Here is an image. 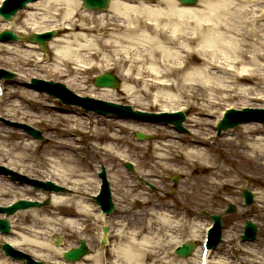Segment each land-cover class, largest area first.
Wrapping results in <instances>:
<instances>
[{
    "label": "bare ground",
    "instance_id": "1",
    "mask_svg": "<svg viewBox=\"0 0 264 264\" xmlns=\"http://www.w3.org/2000/svg\"><path fill=\"white\" fill-rule=\"evenodd\" d=\"M165 1L155 5L144 1L112 0L107 9L109 14L93 16L83 14L77 0H44L41 4L44 12L54 10L64 19L48 28L39 26V13L19 12L18 23L22 28L30 27L32 32L50 28L62 31L64 37L60 34L49 41L56 61L51 71L57 72L58 79L72 76L67 84L83 91L89 85L90 73L109 66V71L115 69L124 78L117 89L100 88L95 94L97 98L115 103H124L122 99L126 98L135 106L155 105L163 112H187L186 107H194L197 113L190 116L185 124L189 135L180 134L172 125L126 118L116 120V116L109 122L102 118L101 122L106 126L97 127L94 131V127L86 126L85 121L76 122L69 114L50 110L42 100L44 92L26 88L19 81L13 82L17 88L8 94L19 100L11 104L7 118L13 116L25 120L37 117L40 122L47 121L49 128L58 130L50 138L52 144L45 155H40L39 144L31 141L27 134L0 129V153L4 158L0 162L28 175L42 172L43 180L51 179L56 185L70 188L74 194L38 190L31 185L26 186L25 182H11L0 175V197H12L22 192L25 194L21 199L42 200L48 197L52 200L50 207L21 210L7 217L5 213H0V218L10 220L13 216L17 217V230L12 232L15 238L1 234L0 240L4 243L8 242L18 249L28 246L33 252H38V249L45 251L49 256L40 258H51L52 264H62L53 261L56 254L62 256L64 248H56L52 236L56 232L80 235L84 221L92 219L97 209L94 208L93 197L98 191L99 180L85 174L77 154L81 148L73 142L75 138L68 136L65 142L58 139L57 133L62 131L63 135H70V130L87 128L86 137L95 141V144L91 142L93 145L89 153L104 151L110 157L126 161L128 155L122 147L142 152L149 165L145 175L155 185L161 186L158 182L165 184L164 179L171 172L185 175L173 202L168 201L166 196L153 200L146 192L139 191L136 181V184L129 181L128 189L121 188L113 177L111 184L116 195V208L126 213L141 203V211L135 214L139 218L128 220L124 216L116 233H113L115 238L108 252L110 264L192 263L195 250L192 256L181 259V262H177L175 256L170 257L169 252L179 243L181 234L195 242L202 233L205 237L206 225L194 229L190 217L196 215L202 203L219 190L232 189L240 183L245 168L264 172V125L247 122L235 130L229 129L223 139L226 148L222 151V158L210 147L218 137L209 132L210 127L213 129L221 118L220 109L215 108L217 105L233 100L247 104L261 95L260 82H264V0H201L195 6L183 5L177 0ZM165 3V8L159 6ZM34 4L28 7L33 9ZM31 21L33 25H30ZM14 23L17 22L2 20L0 31L12 29ZM14 30L19 34L28 33L24 28ZM97 32L109 37L93 34ZM19 47L22 52L12 62L24 66L31 65L36 57L34 50L41 52L39 45L31 42ZM38 56L44 57V54L37 53ZM192 64L198 65L193 67ZM35 65L40 71L46 68L39 61ZM86 90L93 92L90 88ZM203 115L210 119H204ZM65 124L68 125L67 130L64 129ZM129 130L154 132L155 139L152 142L136 140L129 135ZM35 156L38 163L34 161ZM31 161L37 165L30 164ZM141 174L144 173L138 170V175ZM161 187H166V184ZM90 195L93 197L90 198ZM257 198L264 210V190ZM132 200L139 201V204ZM95 217L98 222L103 220L101 214ZM110 237L113 235L110 234ZM235 245L230 243L231 249L221 245L219 251L228 254L233 250L231 254L236 264H264V252L259 255L242 242ZM104 254L89 253L82 261L72 264H101ZM212 254L213 251L209 264H213ZM2 255L0 253V264H21L6 256L3 259ZM39 256L33 254L34 258ZM231 263L223 258L218 264Z\"/></svg>",
    "mask_w": 264,
    "mask_h": 264
},
{
    "label": "rangeland",
    "instance_id": "2",
    "mask_svg": "<svg viewBox=\"0 0 264 264\" xmlns=\"http://www.w3.org/2000/svg\"><path fill=\"white\" fill-rule=\"evenodd\" d=\"M43 2H44V0H37L34 4L35 7L33 9L31 7L27 6L23 10L28 12V14H30V15L34 14V13H37V14L39 13V18L37 19V21L39 22V26H42L43 28H45V27L48 28L50 26L57 25L58 23L63 22V20H64L63 16L58 15L56 13V11L51 10V11L44 12V10L42 9L43 7L41 5ZM77 2H78V7H79L80 11H82L83 14H86V15L92 14L93 16H102L103 14H109V11H110V10L109 11L108 10L107 11H87V10H84V8L82 7L81 0H77ZM163 2H166V1L162 0L161 2L159 1V2L154 3V4L157 5V4L163 3ZM159 6H161V8H165L166 3L159 5ZM23 10H19L17 12V15L15 16V21H13V22H17V23H14L15 26H13L12 29L15 28L16 30H23V28H24L26 32L32 33V29L30 27H26L28 29L27 30L25 27L22 28L21 27L22 25L20 23H18L20 21V20H18V18L21 15V13H19V12H21ZM48 20H54V21L51 22ZM1 21L2 20H0V22ZM29 23H30V25L34 24V22H32V21ZM55 27H57V26H55ZM59 33L61 34L60 37H64L62 34V31H59ZM93 34L101 36V37L105 36V38L109 37L107 35H102L100 33H98V34L93 33ZM16 44H18V43H15V42H10L8 44H1L0 43V45L2 46V47H0V68H4L6 70L13 71V72L17 73V76L13 77L10 80H7L6 87L8 88V90H7L8 93L13 92L17 88V86L14 85L13 82L19 81L20 83H23V85H24V83H26V82L31 83V81L29 79L30 77H35V76L37 77V75H38L39 78L43 76L45 80H47V78H52L55 81L57 80L59 82H63L65 85H67L70 89L73 90L72 92H75L79 95L95 96V94L99 92L100 88H97L94 85L92 80H94V77L96 75L104 73L106 71H109L108 70L109 66L107 68L106 67L105 68L100 67V68H97L96 70H94V72L89 74V79H88L89 85L87 86V88L92 89L93 92H91V90H86L87 88L83 89V91L78 90V89L74 88L71 84L68 83L69 84L68 85L66 82L68 79H71L72 76L65 75V76L61 77L60 79H58L57 72L51 71V69H54L53 65L56 64V61L53 59L54 56H53V53L51 52V50L49 53V57L47 56V57H45V59H43L42 57H39V56H38L39 58H37V53H39V51L34 50L36 57L33 58V61L30 63L31 65H25L24 66L22 64L12 62L14 57H17V55H19V53L22 52V51H19V49H21V47H19V45L24 44V42H22V43L19 42V44L17 46H16ZM12 48H14V49H12ZM8 49H10V50H8ZM37 61H39L41 63V65H46V68H45L46 70L45 69H43V70L41 69V71L38 70L37 65H35ZM197 65L198 64H192L191 66L197 67ZM110 72H113L120 80H123L124 77L122 76V74L119 73V71L112 69ZM260 83H261L260 90L262 88V90L260 92L261 93L260 97L253 99L252 101H250L247 104L241 103L238 108H240L244 105L249 106V107H253V108H258V107L264 106V82L262 81ZM24 86L26 88H31L29 85H24ZM122 97H124V96H122ZM17 100H19V99L15 98L9 94L7 100H5L4 102H2L0 104V113L2 114V116L8 115L7 110H11L12 109L11 104H14L15 101H17ZM42 100L46 104H48L50 110L54 111V113L69 114L72 116L73 119L76 120V122L79 121L81 123H84V121L86 122L87 119L89 117H91L93 119L94 131L97 129V127L104 128L106 126L105 123L101 122L102 118L106 119L107 122H109L110 119H114L113 116H108V115L104 116V115H100V114L95 113V112H89L92 115L87 116L86 114L88 112H85V111H83V109L78 108L79 106H77V105L68 106V105L62 104L57 98L52 97L47 92L43 93ZM122 100L125 101L124 103L131 104L134 107V109L139 108V109L144 110V111H155V110L158 111L159 110L158 107L155 105H151V106L136 105L135 106L134 102H132L133 103L132 104L130 99L126 100V98H123ZM232 102H237V101L236 100L228 101L222 106L217 105L215 108H217L218 110L222 109L225 107V105L232 103ZM62 108H66L68 111H64V109H62ZM69 110H74V112L69 111ZM195 112L197 113L196 108H194V107L188 108V110L186 112L187 113V120L185 121V123L189 122L190 116L196 114ZM36 114H37V112H36ZM201 117H203L204 119L206 118L208 120L210 119V117L206 116V115H203ZM39 120H40V118H37V117L24 120L23 118H20V117L14 118L13 116H9V118L0 121V129L3 128V130L17 131L20 135H26L27 133H23L22 128H18L15 125L20 124V123L23 124L25 122V123H29L32 126L38 128L39 130H41L43 135L46 137L45 141H41L39 139H34L32 136H30L28 134L26 136L30 137L31 141H36V144H39L38 153L40 155L41 154L45 155V152L51 146L50 144H52L50 141V138L53 137V135L55 136V133L57 132L58 129H51L48 127L47 121L40 122ZM116 120H119V119L116 117ZM76 122H74V123L76 124ZM143 122H148V121H143ZM148 123H150V122H148ZM256 123L261 124L258 122H256ZM150 124H159V123L151 122ZM67 126L68 125H66V124L64 125L65 130H67ZM201 126H203V125H200V127ZM236 128H238V127H236ZM210 130L211 131H209V129H208L205 132L209 131V132H211V134H213L214 132H213V129L211 127H210ZM234 130H235V128H234ZM70 131L72 132V134H70V135H63L64 131L57 133V137L59 140H64V142L67 140L68 136H69V138H75L77 136H78L77 138H84L83 140H85V141L80 142L82 145V148L79 150V152L77 154H78V157L82 161V163H81L82 166H84V168H85V174H88L89 177H92L93 179L96 178L98 180L99 177H98L97 172L101 169L102 166H105L107 171H108L107 173H108V177H109L110 181L112 182V180L114 179L113 177H116L115 180H116L117 185L119 187L128 189L130 186L129 181L136 184V182H135L136 180L134 179L133 175H131L130 172L126 171L127 169H126L125 165L123 164L122 159L117 158L115 156L110 157V155L104 151H100L99 153H97V152L96 153L95 152L89 153L90 152L89 151L90 146L93 145L91 143V142H93L92 139H88L85 136V134L82 133L83 129L80 131H77V130H70ZM127 132H129V135L131 137L136 139L135 132L133 130H129ZM226 132H228V130L223 131L220 135H218L217 136L218 137L217 142L213 145H210V147H212L213 151L215 153H217V155H219L220 157H221L222 151L226 148L225 144H224V140H223L227 136ZM145 133L153 135L154 136L153 138L155 139L154 132H145ZM184 134L189 135L190 134L189 130H187V132H185ZM79 135H81V136H79ZM154 139H148L147 141H144V142H149V141L152 142V141H154ZM73 142L75 143V141H73ZM93 143L95 144V141ZM102 145H104V143H102ZM121 149H124V150L126 149L125 154L128 155L127 160L130 159V161H133L136 163L135 164L136 172L139 170L142 173H144V174H141V176L143 178L142 183L140 182L141 184L137 185L139 188V191L146 192L147 195H150L151 198H153V200L154 199L160 200V198L162 199L163 196H166L168 198V201H171V202H173L174 199H176L178 190L180 189L182 181L184 180L183 178H185V175L183 173L174 171V172H171L168 175H166V177L164 179L166 187H163L164 188L163 189L161 186H165V184L158 182V184H160L161 186L155 185L151 181L152 179L149 178V176L145 175L146 172L149 171L148 170L149 165H148L147 158L144 157L142 152L134 151L133 149H127L126 147H122ZM79 155H83V157H81ZM1 158H3L2 153H0V159ZM34 159H35L34 161H36V163L39 162V160L36 158V156L34 157ZM36 163L31 161L30 164L37 165ZM245 169H246V170H244L245 173L243 175H241L242 179H241L240 183L235 184L232 187V189L225 188V189L219 190L218 193H215V195H213V197H211V199L204 201V203H202V205L198 209L196 215H192V217H190L191 221H192V227H194V229H195L202 224L207 225L210 223L211 219L208 216V214L223 213L225 210L224 207H226L228 202L230 201L228 199H231L232 200L231 202L237 206V210L234 213H232L230 215H226L223 217L224 218V227H223L224 228V235H223L222 239H225V242H223L222 244L220 243L216 248H214L212 259H211L213 264H218L219 261H221L223 258H225L228 261H231L232 262L231 264H236L235 260L232 258L233 250H231L232 254L230 252H228V254H223L221 251H219V248L221 245H223V247L227 246V248L231 249L232 247L229 246L230 243L232 245H234V244L237 245L240 242L243 243V241L241 240L240 237H241V234L243 231V226L248 219H251L252 221L257 222L259 225L258 227H260V230H259V233L257 236L258 238L256 241L250 242V243L247 242V243H243V244H248L249 246H251L252 249L253 250L255 249L256 253L259 255H261V252H264V210L261 208L262 207L261 202H259V200L257 198L259 193H261L264 190V172L256 170V169H250L248 167ZM30 175L33 177H38V178H42V179L44 177L43 176L44 174L42 172H36V173L33 172ZM174 175H179V177H180L177 182H174L173 180H171ZM5 177L9 178V180H11V182H12V179L10 177H7V176H5ZM46 179H48V178H46ZM99 180H100V178H99ZM16 185H17V183H16ZM26 186H28V185H26ZM246 187H248V189L253 192V194H254L253 196H255L254 203L252 204V206L250 208L243 207L244 205L242 203L243 202V197H242L243 195L242 194H243L244 188H246ZM23 194H25V193L20 192V194H17V195L14 194V195H16L17 198H21L23 196ZM69 194H74V191L70 190ZM14 195L12 197H14ZM12 197H11V195L7 196L6 198L1 196L0 197V204L2 205L4 203H6V204L9 203L10 200L12 199ZM89 197L92 198L93 196L90 195ZM113 199H114V203H115V207H116V195L114 193H113ZM133 202H135V200ZM135 203L139 204V201H137ZM43 208H46V207H43ZM94 208H97L96 205H94ZM133 208L134 209H132V210L130 209L131 211L129 210L130 212L128 211L126 213H121L118 208H115L114 212L109 214L110 219L108 217L107 222H108V225H110V230H111L110 234L113 235V237H110V243L104 248H102L100 245V237L102 235V231H101L102 225L100 224V222L95 220V218H96L95 216L97 215V212H96L97 209L93 212V216L91 217L92 219L91 220L86 219V221H84V223L82 224L84 227L82 234L79 235L78 233L67 234V233L56 232L55 235L52 236V243L56 246V248L60 247V248H64V249H71L73 247H77L80 244L81 240L84 239V240H86V242L89 245V253L90 254L91 253H99V252L102 253V252H104L105 254L101 256V259H102L101 264H110L109 261H111V260L108 257L109 256L108 252L112 248L111 243L113 242V240L115 238V235L113 233H116L121 220L124 219V216H126V218L128 220H131L133 218H139L135 214L138 211L139 212L141 211V203L139 204V206H135V207L133 206ZM16 218H17L16 216H13L10 219V222L12 224V228H11L12 231L10 234H8V235L13 236L14 238H15V236L12 232L17 230L15 227ZM189 230H191V229H189ZM0 235H1V233H0ZM56 236L61 237L60 245H57L55 243ZM230 236H232L231 239H230ZM27 237L30 238L29 236H27ZM183 238H184V234H181L179 243L177 245H179L183 242L192 241V240H189L188 237H185L184 239ZM0 239H1V237H0ZM30 239H34V238H30ZM200 239H202L201 235H200V238H198L196 241L197 244H196L195 250L199 249V244L201 242ZM36 240H38V239H36ZM229 240H231V242H228ZM38 241H40V240H38ZM2 243H3V241L0 240V253L3 254L2 258L4 259L6 257H5L4 252L1 250ZM176 246H174L173 249H171L169 251L170 257L173 258V256H175L176 257L175 259H177V262H181V259H183V258L177 256L173 251ZM20 248L23 251H26L28 253H32V255L33 254H36V255L39 254L40 255L39 258L35 257L37 260H41L42 258H40V257H43V256L48 257L49 256L48 253H46L45 251H41L39 249H38V252H36V251L33 252L31 250V248H28V246L23 245ZM33 248L37 249L35 247H33ZM50 259L51 258H45L42 260H44L46 262V264H52L50 262L51 261ZM53 261L54 262L57 261V262L62 263V264H64V262H65L64 258L60 254H56ZM192 261H193L192 263L188 262L187 264H197L198 263L197 255L194 257V260H192ZM19 262H21V264H27L25 261L19 260ZM88 263H90V262H88Z\"/></svg>",
    "mask_w": 264,
    "mask_h": 264
},
{
    "label": "water",
    "instance_id": "3",
    "mask_svg": "<svg viewBox=\"0 0 264 264\" xmlns=\"http://www.w3.org/2000/svg\"><path fill=\"white\" fill-rule=\"evenodd\" d=\"M13 1H16L17 0H10V2H13ZM28 0H22V2H18V4L9 12H4L3 10H1L0 12H4L2 13L3 16L6 18V19H11L12 16L11 14L15 13L16 12V9L18 7H21L23 5H25V3L27 2ZM182 1L183 3H195L197 0H180ZM9 2V3H10ZM85 2V6L88 7V9H100V8H106L107 5H108V2L109 0H84ZM54 35V33H49L47 35H40V34H35L33 35V37L31 38L32 40H36V41H40L42 43V45L44 46L45 48V44H46V40L47 38H51L52 36ZM15 34H13L12 32L10 31H7L3 34L0 35V39L2 40H5L7 38H15ZM116 78L113 76V75H109V74H104L100 77H98L95 81H96V84L98 86H118V81L115 80ZM109 105V103L107 104ZM111 105V104H110ZM113 107H116V108H119L118 106L116 105H111ZM131 107H125V110L127 112H131ZM102 112L106 113V112H109V111H104V110H101ZM131 114V113H130ZM184 119V115L183 114H178L176 119L173 120V122L176 124V127L183 130L182 128V125H181V122L182 120ZM251 119V118H250ZM255 119H257V117H255ZM243 120H247V119H233V118H228L226 120L223 121V125L222 126V129H227L229 127H233V126H236L238 125L239 123H241ZM264 120V119H263ZM28 128V131L31 132L33 135L37 136V137H40V133L39 131L33 129V128H30V127H27ZM137 136L139 138H145V136L138 132L137 133ZM45 188L47 187L48 189H54V190H62L63 188L60 187V186H56L54 185L53 183L51 182H48L46 184H44ZM245 195H246V198L247 200L249 201H252V195L251 193H249L247 190L245 191ZM100 202H102V204H104L105 206H107L109 209L108 210H112L113 209V204L111 203V198L109 197V194H108V197L106 200H101L100 199ZM44 204H50V200H47L45 201ZM42 203L38 202V201H25V200H22L20 201V203L17 205V207H14V208H6L9 212H15L17 209H20V208H27V207H30V206H41ZM7 223L5 222H0V225H6ZM246 227V230L248 232H250L251 236H244L243 238L244 239H248V238H255L254 236L256 235V231H257V227L255 224H252L251 222H248L247 226ZM8 228H9V225H8ZM7 230V228H5ZM212 246H213V243H212ZM4 250H8L10 249V245L6 244L4 245ZM87 245L84 241H82V245H80L79 248H74L72 249L71 251H68L65 253V258L70 260V261H77L79 259H81L85 253H87ZM193 250V245L192 244H188V245H185L181 248H179L177 250L178 254L181 255V256H188L191 251Z\"/></svg>",
    "mask_w": 264,
    "mask_h": 264
}]
</instances>
